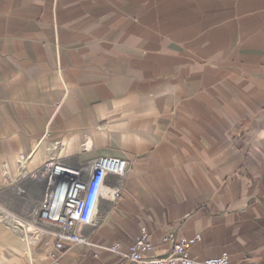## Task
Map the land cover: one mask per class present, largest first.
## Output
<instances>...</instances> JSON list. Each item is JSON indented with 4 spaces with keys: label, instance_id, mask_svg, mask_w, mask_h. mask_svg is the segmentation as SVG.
<instances>
[{
    "label": "crops",
    "instance_id": "crops-1",
    "mask_svg": "<svg viewBox=\"0 0 264 264\" xmlns=\"http://www.w3.org/2000/svg\"><path fill=\"white\" fill-rule=\"evenodd\" d=\"M103 157L127 162L123 195L62 264H128L105 248L144 227L150 257L200 235L195 260L264 264V0H0V204L33 215L35 173ZM52 249L0 215V264Z\"/></svg>",
    "mask_w": 264,
    "mask_h": 264
},
{
    "label": "built area",
    "instance_id": "built-area-1",
    "mask_svg": "<svg viewBox=\"0 0 264 264\" xmlns=\"http://www.w3.org/2000/svg\"><path fill=\"white\" fill-rule=\"evenodd\" d=\"M128 164L123 159L99 158L81 167L61 163L46 166L36 178L47 181L45 196L32 218H18L0 204V215L15 228L23 231L27 240L44 247L52 246L48 255L50 264H62L66 250L80 246H94L89 238L80 234V228L94 225L101 196L118 201L124 192ZM108 176L117 178V186L106 189ZM147 228L140 230L139 239L128 250L120 244L105 248L125 259L128 264H258L233 263L227 252L204 261L192 258L190 250L201 241V236L177 238L169 234L162 243L169 246L165 256L150 257L152 244ZM96 257V256H95Z\"/></svg>",
    "mask_w": 264,
    "mask_h": 264
},
{
    "label": "rangeland",
    "instance_id": "rangeland-1",
    "mask_svg": "<svg viewBox=\"0 0 264 264\" xmlns=\"http://www.w3.org/2000/svg\"><path fill=\"white\" fill-rule=\"evenodd\" d=\"M53 164H54V163H53ZM51 165H52V164H51ZM40 172H42V171H40ZM38 173H39V172H38ZM38 179H41V180H42V179H44V178L39 177ZM32 216H33V215H30V216H27L26 218H32Z\"/></svg>",
    "mask_w": 264,
    "mask_h": 264
}]
</instances>
